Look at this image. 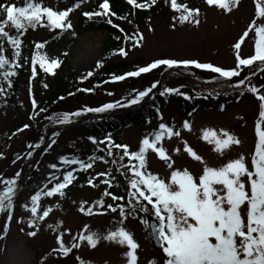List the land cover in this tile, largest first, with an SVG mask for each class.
<instances>
[{
    "label": "snow or ice",
    "instance_id": "6c2138e0",
    "mask_svg": "<svg viewBox=\"0 0 264 264\" xmlns=\"http://www.w3.org/2000/svg\"><path fill=\"white\" fill-rule=\"evenodd\" d=\"M83 2V0H80ZM239 0H206L208 5H216L225 11H229L236 7ZM255 5V15L253 20L248 24L242 35L233 44L235 50V63L232 67H221L210 62H200L196 59H173V58H157L144 66L136 67L134 70L126 71L123 74H112L113 82L122 81L126 77H139L141 74L149 73L154 69L164 66L168 69L183 67L188 69L190 66L208 71L212 80L224 79L232 80L235 78V84L231 85L237 89L245 86L247 91L254 94L259 101L258 119L255 122L256 142L254 152L251 155V170L246 165L243 155L236 159H232L220 167H209L205 164L202 174L198 177V182L188 172L187 169L172 170L169 181L159 178L156 174H152L146 168V153L152 150L164 161H169L170 157L166 155L165 149L158 146L163 137L167 135L169 138L179 137V131L174 130L172 126L166 123H159L158 128L143 136L139 141L137 150H130L128 145L116 144L109 136L104 138L106 141V151L109 157H113V148L122 150L119 160L123 161L127 158V164H121L120 168L126 169L127 188L126 198L124 196L113 195L106 187L100 198L93 201L91 205L82 201L79 211L87 215L93 214V208L101 206L103 211H111L118 213L122 218L118 223L122 224L123 219L132 215L134 212H142L151 214L155 217L156 223L152 225L155 236L161 242L163 253L165 254L164 264H264V85L258 89L257 86L250 83V77H254L258 72H264V0H253ZM129 5L135 8H148L150 4L147 2L137 3V0H127ZM156 0H151V4H155ZM171 8L179 13L174 16V20L180 23L190 22L198 24V9L189 8L186 4L178 3V0H170ZM78 7L76 2L63 10H55L53 7L45 6L43 0H23L22 6L12 3H0V13L4 19L0 20V75L3 80L9 82V78L15 75L11 70V66L17 64V59L21 55L22 41L19 38L24 34L27 28L35 29L37 26H44L53 30L63 32L73 28L68 19L69 13ZM98 11L84 12L83 15L91 20L93 17L108 18L115 16L116 13L110 12L109 0H102L98 5ZM123 18V17H122ZM107 24L113 25L112 19L106 20ZM6 26L15 29L16 35H12L6 30ZM175 27V25H172ZM118 27V25H113ZM249 30H254V52L246 57L242 56L240 49L245 37L249 36ZM122 31V29H121ZM72 35L76 33L73 31ZM119 39V37H117ZM125 40L134 41L133 47L140 46L143 36L139 33L133 36H124ZM11 45L13 52L11 60L6 57L4 42ZM44 48V43H36L35 49L31 55L32 76L36 75L35 65L45 73H51L53 69L59 66V60L50 58L47 54L41 53L39 50ZM116 52L120 56H127L124 47H119ZM102 62L97 61L96 67H101ZM9 69V70H5ZM247 70L248 74L243 75ZM93 75L92 71H88L86 76H81L84 80ZM159 81H154L149 87L143 90L133 89L134 95L127 99L126 105L139 104L153 89L157 88ZM4 90L0 88V93ZM84 91H92V89H84ZM243 91V89L241 90ZM177 94L190 99L187 93L180 91L177 87H164L160 95ZM71 95V93H69ZM60 99H63L61 97ZM119 101L104 103L95 108L84 107L73 112H63L55 117V122L59 124L69 123L74 118L81 116L83 113L95 112L101 113L114 107H121ZM32 107H37L36 101L32 100ZM44 111V109H40ZM36 113H32L35 118ZM53 117H49L52 119ZM29 125H23L28 128ZM184 129H190V125L185 121L182 125ZM21 129H17L20 131ZM223 136L218 137L214 132L204 131L203 139L209 143L215 144V150H222L231 144H239L229 132L222 130ZM209 136L212 139H209ZM94 144L104 143V141H96L94 137H88ZM185 150L197 161L203 163L202 157L197 155L185 143ZM47 151V149H45ZM32 155L31 152L28 153ZM0 156H3L0 153ZM18 158V157H17ZM64 164H77L81 170L92 167L90 162L80 159L59 157ZM88 161L104 160V156H89ZM135 161L136 163H133ZM113 164L117 163L113 159ZM171 167V164L168 165ZM51 169H57L55 163L50 164ZM117 168V171H120ZM58 171V169H57ZM72 171H64L62 178L58 179L55 173L50 172L51 180L55 181L52 186L46 189L37 190L30 196V206L28 203L23 207L29 213L26 223L30 226H38L39 221H44L49 216L52 208L42 206L41 197H63L65 189L70 185L75 176ZM130 174V175H127ZM20 173L17 172L11 178H4L0 175V211H7V221H11L13 214V197L17 188V178ZM97 176H109V179L103 180L102 183L111 186L110 173H97ZM95 177L87 180V183L93 187ZM247 184V189H246ZM109 196L113 201L125 200L123 204H104V197ZM246 204V222L242 219L241 206ZM59 206L58 204L56 205ZM42 208V212L40 209ZM126 208L128 209L126 211ZM141 223L145 226L148 221L141 218ZM62 221L56 222L53 231H59V225ZM10 223L0 225V236L6 235ZM85 229L87 225L84 226ZM23 231V229H21ZM65 231H68L65 229ZM34 231H29L28 236H34ZM97 233L88 231L86 234L78 233L72 237L71 246H66L62 240V234L55 236L58 248L52 249L60 255L67 256L74 248L80 247V242L86 241L89 246H95L99 239ZM106 240L115 241L120 245L127 246V251L123 254L127 258V264H137V256L135 250L138 245L134 241L131 233L124 227H117L114 231H108L103 237ZM80 264H84L79 256L76 257ZM44 264H47L45 261ZM149 264H156L153 259Z\"/></svg>",
    "mask_w": 264,
    "mask_h": 264
},
{
    "label": "rangeland",
    "instance_id": "374dc122",
    "mask_svg": "<svg viewBox=\"0 0 264 264\" xmlns=\"http://www.w3.org/2000/svg\"><path fill=\"white\" fill-rule=\"evenodd\" d=\"M98 1L99 0H83V2H80V0H43L45 6L53 7L55 10H63L71 6L73 2H76L78 7L69 13L68 17L72 21L71 24L73 28L64 33L56 43L48 42L51 36L49 31L46 32L37 29L32 32L36 38L48 42L45 47L46 54L50 58L58 59L59 64L64 60L65 64H62V68L72 66L78 75L93 71L96 67V62L99 61L102 56L103 32H100L95 27V23L83 22L78 19L80 10L89 6H94ZM18 2H21V0H18ZM211 7L218 6H210L204 0L200 1L197 17L199 20L198 24L190 22L180 23L178 20L173 19L175 15L171 13H166L164 17L152 16L147 27L141 25L142 27L136 28L139 26L132 25L131 23H128V25L125 24L129 36L139 33L143 36V40L140 46L136 47H133L134 41L126 40V44H132V46L126 50L127 56H120L117 53L110 60L117 64L131 63L135 65L137 62L144 63L146 59H153L156 57H169L173 59L193 58L198 61L212 62L217 66L226 68L234 66L235 50L232 46L254 18L255 6L253 0H239L237 6L229 11H225L220 7H218L216 11ZM173 24L175 27L172 26ZM73 31L76 33L75 36L72 35ZM254 35V30H249V36L245 37L246 41L242 42L240 49L242 56L253 54ZM261 73L262 76L254 78L252 82L258 89L261 85H264V72H260L259 74ZM163 81L166 87L178 88L180 85L178 84L180 80L172 77H168V79L165 77ZM142 84L144 83H141V85ZM203 85L206 88H211L219 84L207 83ZM34 91V97L37 100L39 93L38 85L34 87ZM133 95V91L124 92L122 90L96 92L90 96L89 100L83 102V104L63 105L59 111L52 112L45 118L44 122L48 125L45 133L63 126V124L55 122V117L63 112H73L84 107H99L104 103L117 101H119L122 106L126 107L127 99L131 98ZM18 100H21L23 104L19 103L17 105L19 107L15 110L7 109L0 103V153L3 154V156H0V167L4 165V159L10 158L9 155L11 151H18L21 148L20 143L22 137H25V134L22 132L19 138H14L8 145L6 144L3 146L5 140L1 134L9 125V122L17 116L24 119L25 116L27 117L25 109L27 104L25 102V91L23 88L21 89ZM256 101L254 102L246 97L242 101H233V103L227 105L223 108V113H219L215 110L203 111L200 115L202 118L200 119V123H204L205 126H207V131L214 132L216 136L222 137L223 135H221L222 132L219 128L220 125L224 126L229 124L233 120L235 113L244 108L245 105L242 104L246 103L255 108L259 104V102ZM116 108L119 107H114L105 111L110 112ZM86 116L87 113H83L80 117L84 119ZM49 117L53 118L49 119ZM176 117L178 118L177 115ZM79 120L80 119L76 117L72 122H78ZM244 123L248 125L249 133L247 134L250 135L249 140L247 134L243 138L245 134L243 135V133H239L238 131V133H235L233 136L239 140V144H231L228 148L222 150V152L215 150L214 143H209L208 140L203 139L204 134L202 135V133L204 129L202 127L198 128L196 123L191 125L190 129H181L179 137L173 136L169 138L165 135L159 143V146H162L165 149L166 155L170 157L168 165L171 164V167L164 165V160L160 159L157 154L150 150L151 171H153L154 174L161 175L164 177V180L168 182L172 170L183 171L187 169L194 177V180L198 182V177L202 174L205 164L209 167L216 168L241 155L244 156L246 165L250 169V159L254 152L257 137L255 128L249 129L250 126L254 125L252 117H246ZM142 125H144V123L138 122L126 129L118 131V134L123 132L119 135V139L127 140L129 143L131 142L132 149L137 150L139 141L143 138L138 135L137 128L139 127L143 133H147L146 128ZM262 127H264V122H262ZM133 128H136V130H133ZM150 132L152 131L148 133ZM230 134L232 135V133ZM59 135L54 145L52 147H47V155L44 156L43 160L39 163L38 171H35L31 178L26 181L22 180L23 177H21L20 181H18L19 177L17 178L16 183L22 187V191H20L19 195L13 201L14 208L11 221H7V211L4 212L2 215L3 217L0 218V225L6 222L10 223L6 235H3L4 238L0 240V264H44L45 261L47 264H80V261L76 259L77 256L84 261V264H127V258L123 255L127 251V246H122L115 241L103 238L107 235L108 231H114L117 227L121 226L129 227L132 230L131 234L138 245L135 250L137 264H148L153 260L152 258L156 256L158 258V260L156 259V264H164L165 254L163 250L154 249L151 238L149 235L146 236L143 225L137 221H133L131 216H127V218L123 219V223L120 224L118 221L122 218L118 214H113L110 217L102 216L105 211H103L101 206L94 207L93 214L90 216L79 211L82 201L91 205L93 201L100 198L106 187L113 195L124 196L126 198L127 179L126 175H122V173H126V169L120 168V165L125 164V162L124 160H119V151H113L114 156H108L106 163L88 171L85 177L77 181L76 184L74 183L76 186H72L68 190L66 187V197H63V200H60L59 196H57V198L41 197L42 206L50 207L52 211L44 221L38 222V226L33 227L25 222L29 213L25 210L23 205L28 203L30 206V196L37 190L46 189L55 183V181L51 180V176H49L50 172L55 173L58 179L61 178L60 171L64 168V164L60 161L59 157L66 156L68 154L67 152L81 151L88 154V152L96 150V148L104 150L106 147V142L94 144L88 137L78 132H73L72 134L63 129L59 132ZM136 135H138V137ZM99 138L101 137H95L96 141H99ZM209 139H212V137L209 136ZM185 143L197 155L202 157L203 163L197 161L186 152ZM71 154L73 153H69V155ZM113 159H116L117 163L113 164ZM53 163L57 165L58 171L57 169H51L49 167V165ZM11 167V169L15 168L14 166ZM117 168H120V171H117ZM111 171H116L118 175L115 182L110 183L111 186H109L102 183L103 180L108 179V176H97V173H108ZM15 173V171H12L11 174L9 173L3 177L11 178ZM92 177H95L93 180L95 187L87 183V180ZM119 184H121V186L115 189ZM1 187L2 185H0V190ZM57 201H60L58 207L56 206ZM119 202L120 201H113L109 196L104 197L105 205H115ZM40 211L42 212V208ZM240 211L242 219L246 222V204L241 206ZM57 221H62V224L59 225V231H53V227H56ZM49 225L53 227H49ZM82 225H87L88 229L86 232L81 233L85 234L91 231L99 235L100 238L97 240L95 246H89L86 241L80 242V247L74 248L65 258L60 256L59 253L52 251V249L58 248L55 240L57 234H62V240L66 246H71L73 242L71 238L72 234L77 233L78 230L82 228ZM21 229H23V231H21ZM65 229L68 231H65ZM29 231H34L36 234L30 237L27 235ZM149 256L151 258H149ZM159 259L163 263H159ZM146 261L147 263H145Z\"/></svg>",
    "mask_w": 264,
    "mask_h": 264
},
{
    "label": "trees",
    "instance_id": "16d2710c",
    "mask_svg": "<svg viewBox=\"0 0 264 264\" xmlns=\"http://www.w3.org/2000/svg\"><path fill=\"white\" fill-rule=\"evenodd\" d=\"M197 0H178V3L186 4L189 8H191ZM12 0H0V3H11ZM147 2L150 4V7L148 8H135L132 5H129L127 3V0H109L110 5V12L116 13L115 16H110L108 18L112 19L113 25H116L115 23L118 22L120 19L125 18L128 19L131 22H134L137 25L143 24L144 21L149 18V15H160L164 16L165 13L169 10L170 6V0H156L155 4H151V0H137V3H144ZM173 10V9H172ZM108 18H100V17H93L91 20L94 21L95 25L99 29H103L106 34V48L108 49V52L115 50L117 47L123 46L124 42V36H128L129 33L124 31V27L122 26V31L118 27H113V25L107 24L106 20ZM4 19V16L2 13H0V20ZM133 20V21H132ZM124 24V23H123ZM31 29V27L27 28L26 31L22 36L19 38L22 41V48H21V55L17 59L18 66H11V70L15 72V75L10 77V86L9 82L3 80L2 75H0V88H3V99L6 101V103H9L10 106L14 107L18 103V95H20V89L21 87H24L26 92H31V89L33 88V84H36L40 82L39 87V100H37V107L34 109L32 107V103L29 102V105H27V119H23L20 116L14 117L10 122L9 126L5 129V136H11L14 135V133H20L21 130L25 129V134L27 135L26 138L35 137L34 140L42 135V130L46 126L45 118L50 115L54 111H59L63 105H71V104H81L87 100H89V93L90 91H84V89H92L98 90L103 89L102 82L105 78L111 77L112 74H116L117 72H121L124 69H126V66L121 64H115L114 62L103 64V67L100 68L98 73L96 75L87 77V79L81 80L80 77L74 67H64V69L60 70V72H52L50 75L45 74L44 71H41L39 68V64L35 65L36 68V75L32 76V68L33 65L31 64V55L35 49V43L36 38L32 35L28 37V31ZM6 30L9 31L10 34L16 35V31L11 26H6ZM53 30V29H52ZM60 31L58 32V34ZM119 37V39H117ZM51 40H58V36L55 35L54 37L50 38ZM42 43V41L40 42ZM8 46V49L10 50V53L7 52L6 47ZM4 48H5V55L7 58L11 60L12 58V52L13 49L11 45L7 44V41L4 42ZM41 53L43 52V49L39 50ZM105 51V56L103 57V60L107 55ZM101 62H103L101 60ZM119 67V68H118ZM124 67V68H122ZM9 70V69H5ZM191 72V69H189L188 72H178L183 77H188ZM162 73L161 70L153 71L150 74H147L146 76H141L135 79V80H126L125 83H122L120 85H117V87L125 88V86H133L136 84V82H146L149 79H156L158 75ZM177 73V74H178ZM246 70L244 71L243 75H246ZM86 76V75H82ZM200 77L209 79L210 76L205 75V73L200 72ZM235 81V78L232 79ZM101 85V86H100ZM105 87L107 88L108 85ZM71 93V95H69ZM63 97V99H60ZM164 97L161 96H155L152 99L148 101L146 105H142L140 108H137L136 118L135 115L132 113L125 114L121 111H116L114 114H111L109 116H105V118L101 117L97 120H90L88 121L87 118H85L82 122V125H79L78 123L73 125V130H81L86 132H102L106 133L109 131H117V129L127 126L130 122H134L136 120H144L151 118L153 116H156V112H159V109L162 108V101ZM175 103L176 106L182 107L183 109H188L190 107L189 104L185 100H172L170 99V103ZM208 101H205L201 99L200 101H194L191 106L200 104L206 107H210L211 105L208 104ZM214 104V103H213ZM212 107V106H211ZM217 107V104H214L213 108ZM40 109H44V111H40ZM35 112L36 116L35 118H32V113ZM28 124V128H23V125ZM17 129H21L20 131H17ZM89 130V131H88ZM14 137V136H13ZM25 143L22 144L21 150L18 152H15V154H20L22 150H25ZM40 150H36V153H39ZM87 170V169H86ZM119 204H123L120 202ZM128 209L126 208V211ZM112 213L111 211L107 213V215H110ZM132 216L136 219H139L141 221V218H143L142 215H140V212H134ZM144 219V218H143Z\"/></svg>",
    "mask_w": 264,
    "mask_h": 264
}]
</instances>
